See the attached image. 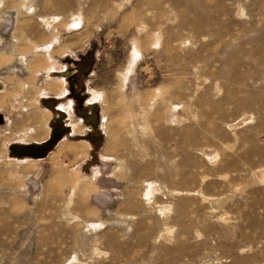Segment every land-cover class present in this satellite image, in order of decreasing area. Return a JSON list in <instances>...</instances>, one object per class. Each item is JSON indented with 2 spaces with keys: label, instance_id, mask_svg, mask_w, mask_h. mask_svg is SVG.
Here are the masks:
<instances>
[{
  "label": "rangeland",
  "instance_id": "374dc122",
  "mask_svg": "<svg viewBox=\"0 0 264 264\" xmlns=\"http://www.w3.org/2000/svg\"><path fill=\"white\" fill-rule=\"evenodd\" d=\"M88 53L56 148L0 145V264H264V0H0L6 140Z\"/></svg>",
  "mask_w": 264,
  "mask_h": 264
},
{
  "label": "crops",
  "instance_id": "0c3cea01",
  "mask_svg": "<svg viewBox=\"0 0 264 264\" xmlns=\"http://www.w3.org/2000/svg\"><path fill=\"white\" fill-rule=\"evenodd\" d=\"M53 71L54 69L50 70L46 77L47 82L51 84L50 87L44 85L43 91L37 96L34 105L27 109L29 118L25 119L23 128L21 129L18 126L17 129L12 130L13 141L9 142L6 140L7 131L0 133V145L7 144L12 158L38 160L42 158L44 152L48 151V149L52 151L57 146L54 145V141L60 139V135L52 133L49 123L59 112H63L67 116L65 123L68 122V117L73 112L74 97L71 95V89L68 87L67 82H64V80L63 82L60 81L64 79L62 77L63 73L54 74ZM48 88H51L52 91L48 90ZM64 100L67 102L66 105L60 103ZM61 107L66 108V110L63 111ZM2 112L0 109V121H4ZM35 113L40 115L39 121L34 120ZM49 140H51L52 144H47Z\"/></svg>",
  "mask_w": 264,
  "mask_h": 264
},
{
  "label": "flooded vegetation",
  "instance_id": "af4514ba",
  "mask_svg": "<svg viewBox=\"0 0 264 264\" xmlns=\"http://www.w3.org/2000/svg\"><path fill=\"white\" fill-rule=\"evenodd\" d=\"M90 56L91 53H88L87 55H80L77 59L70 58L67 61V64L71 66V69L70 71L64 73V77L67 80L68 87L71 89L72 96L73 89L81 84V78L88 75L90 67Z\"/></svg>",
  "mask_w": 264,
  "mask_h": 264
},
{
  "label": "bare ground",
  "instance_id": "6f19581e",
  "mask_svg": "<svg viewBox=\"0 0 264 264\" xmlns=\"http://www.w3.org/2000/svg\"><path fill=\"white\" fill-rule=\"evenodd\" d=\"M135 48V47H134ZM135 55L137 56L138 55V51L135 53ZM135 55H133V56H135ZM136 56L133 58V60H132V62L136 59ZM26 60V58L24 59V61ZM25 63H26V61H25Z\"/></svg>",
  "mask_w": 264,
  "mask_h": 264
},
{
  "label": "water",
  "instance_id": "95a60500",
  "mask_svg": "<svg viewBox=\"0 0 264 264\" xmlns=\"http://www.w3.org/2000/svg\"><path fill=\"white\" fill-rule=\"evenodd\" d=\"M63 76H65V74H62Z\"/></svg>",
  "mask_w": 264,
  "mask_h": 264
}]
</instances>
